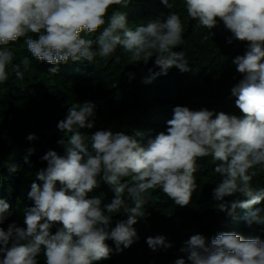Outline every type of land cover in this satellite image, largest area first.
Instances as JSON below:
<instances>
[{"label":"clouds","instance_id":"clouds-1","mask_svg":"<svg viewBox=\"0 0 264 264\" xmlns=\"http://www.w3.org/2000/svg\"><path fill=\"white\" fill-rule=\"evenodd\" d=\"M131 2L0 0V83L8 80L14 59L7 46L21 38L35 60L51 65L92 64L120 47L138 63L155 58L161 71L146 83L173 67L191 72L186 53L174 51L183 44L180 16L170 11L163 20H149L132 29L126 12L108 15L112 6L127 8ZM161 3L173 7L169 0ZM183 5L189 17L209 30L208 35L213 36L212 29L223 22L231 32L229 44H246L243 54L231 61L242 77L231 88L242 115L178 105L166 131L142 144L135 136L111 128L81 133L79 129L94 127L97 105L91 101L71 105L57 125L61 133H70L57 141L64 154L50 149L41 157L46 167L36 171L31 183L28 198L33 204L24 209L25 226L12 222L7 230L0 227V264H39L41 255L44 264H98L109 259L113 248L107 241H113L119 253L139 239L134 225L145 216L149 190L159 189L179 207L191 203L198 188V161L209 156L221 177L212 194L215 208L229 216L243 209L244 227L241 235L220 232L210 240L192 235L179 249L185 256L173 264H264V239L248 227L264 225V208L255 207L264 202V188L252 184L264 173V0H183ZM100 29L94 40L82 35ZM29 65L25 58L24 69ZM48 72L56 73L57 67ZM15 76L23 79L24 72L15 67ZM28 139L36 137L30 134ZM25 163H30L27 157ZM8 168L17 171L15 164ZM101 182L114 194L107 204L99 196H89ZM237 194L246 199L225 200ZM9 210L10 204L0 198V225ZM106 213H120L126 219L116 220L113 227V216ZM54 226L58 227L53 233ZM145 242L152 251L173 247L163 235L149 236Z\"/></svg>","mask_w":264,"mask_h":264},{"label":"trees","instance_id":"trees-1","mask_svg":"<svg viewBox=\"0 0 264 264\" xmlns=\"http://www.w3.org/2000/svg\"><path fill=\"white\" fill-rule=\"evenodd\" d=\"M169 2L173 5L171 10L161 0H132L127 8L112 6L108 15L115 10L126 12L128 26L135 29L149 20L165 19L170 11L176 12L183 26V44L174 51L186 53L192 70L188 73H181L173 67L167 75L157 76L151 83H146L154 73L161 71L154 64L155 58L147 64L138 63L120 47L112 56L97 57L92 64L69 61L51 65L35 60L27 50L24 38L7 46L14 59L8 67V80L0 83V198L10 204V214L0 227L7 230L12 222L25 226L24 209L33 204L28 198L31 183L36 178V171L46 167L41 157L50 149L64 154V146L57 141L62 136L67 139L70 133H61L57 125L73 104L79 106L91 101L97 105L94 127L79 129L81 133L91 134L111 128L114 132L123 131L135 136L142 144L166 131V122L172 118L173 109L178 105L242 115L235 106L236 98L231 95V88L242 77L231 61L243 54L246 44L238 41L229 44L227 40L231 32L223 22L212 29L213 36L208 35V29L188 16L183 0ZM100 31L102 29L82 35L94 40ZM25 58L30 61L27 69L23 67ZM14 66L24 72L23 79L15 76ZM52 67H57L54 74L48 72ZM30 134L36 139L29 140ZM25 157L30 163H25ZM12 164L17 166V171H9ZM198 164L195 174L198 188L191 203L179 207L159 189L149 190L151 199L144 206L145 216L138 218L134 225L139 239L119 253L115 251L114 242L107 241L113 252L109 259L98 264H173L178 257L185 256L179 249L192 235L202 234L209 240L220 232L241 235L244 210L238 208L233 216L218 211L212 194L221 177L214 172L215 164L210 156L199 160ZM252 184L257 189L264 188V173L254 177ZM113 195L103 182L89 194L90 197H101L104 204L109 203ZM237 199L246 198L238 194L225 197L229 202ZM129 206H132L130 202ZM255 207L264 208V202ZM120 213H106L113 216V227L116 220L126 219ZM232 218L237 221L235 226ZM56 227H53V233ZM248 227L254 232L258 230L264 239V225L253 223ZM156 235L165 236L173 247L167 251H152L145 241ZM38 259L39 264H44L42 255Z\"/></svg>","mask_w":264,"mask_h":264}]
</instances>
